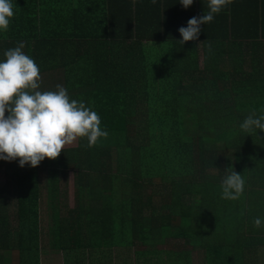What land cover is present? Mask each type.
<instances>
[{
	"label": "trees",
	"instance_id": "trees-1",
	"mask_svg": "<svg viewBox=\"0 0 264 264\" xmlns=\"http://www.w3.org/2000/svg\"><path fill=\"white\" fill-rule=\"evenodd\" d=\"M12 3L15 15L0 31V61L23 42L40 75L49 76L39 90L60 84L73 91L70 99L96 111L108 137L93 147L80 138L36 167L0 160L8 175L0 187V248L9 244L4 193L13 184L19 231L18 252L10 256L39 264L40 172L54 181L71 171L74 206L64 213L52 206L49 225L51 243L63 251L114 248L120 260V252L129 257L134 249L138 258L163 256L164 264H189L194 250H203L205 264L262 257L264 227L253 221L264 220V131L240 128L249 114H264L258 22L220 13L182 45L178 29L204 14L199 0L188 8L179 0ZM228 166L245 180L237 200L221 198ZM158 184L162 200L155 203ZM156 245L163 249L148 250Z\"/></svg>",
	"mask_w": 264,
	"mask_h": 264
},
{
	"label": "clouds",
	"instance_id": "clouds-1",
	"mask_svg": "<svg viewBox=\"0 0 264 264\" xmlns=\"http://www.w3.org/2000/svg\"><path fill=\"white\" fill-rule=\"evenodd\" d=\"M153 4L156 0H151ZM184 8L194 0H179ZM232 3V0H208V11L187 21L178 31L179 42L197 40L201 25L211 23L214 15ZM12 0H0V31H7L14 17ZM24 43L4 52L0 61V160L19 161L38 166L45 158L56 159L66 145L86 138L87 147L95 146L108 132L101 128V117L83 101L70 99L67 89L56 85L55 91H41L40 69L23 51ZM7 113V115H6ZM248 134L264 131V114H249L240 124ZM221 181V198L237 200L243 194L245 180L234 167L228 166ZM254 227H264V220L254 218Z\"/></svg>",
	"mask_w": 264,
	"mask_h": 264
},
{
	"label": "crops",
	"instance_id": "crops-1",
	"mask_svg": "<svg viewBox=\"0 0 264 264\" xmlns=\"http://www.w3.org/2000/svg\"><path fill=\"white\" fill-rule=\"evenodd\" d=\"M201 2V11L202 13L207 12L209 9L207 7L208 0H199ZM199 6V3H198ZM232 12V13H230ZM220 13H230V14H237L238 19H245L246 22L250 23H257L259 28H262L261 32V38L259 39V43H261V47L264 50V0H232V3L223 8L218 14ZM218 14H215L214 17L216 19L221 18V16H218ZM256 16L258 19H256ZM253 25L250 24L249 30ZM260 32V31H259ZM202 62V57L200 54V65ZM47 74H42V82L44 84H47V80L45 79L46 77H49ZM48 87V86H47ZM56 90V88H53ZM68 94L71 96L73 94V91H68ZM3 172V169L1 170ZM71 172V171H69ZM73 175V172H71ZM61 175V174H60ZM60 175L57 176V179L54 181L52 180L51 176L48 175L46 172H40V179L38 183V190L40 192V197L38 199L39 205H38V210L40 209L39 213V231H40V237H39V243L37 247H35L36 252L40 255V261L39 264H149V260H144L139 263L138 260H134V256L136 257V251L134 249H131L129 251V257L125 255L124 252H120L119 259L117 260L114 255L118 254L116 249L114 248H98V250H93L96 253H104L107 256L104 258L98 257V261H87L85 263H75L72 260L69 261L67 260L68 256H66L67 252L71 253H77L81 250H85L86 248H76L78 250H74V247H70V250H67V248L63 251L57 247V245H54L51 243V238H50V232H49V225L51 224V208L52 206H59V208L62 210H66V208H73L74 202H75V193L73 191L75 190L74 186V177L72 178L71 186L66 187L65 184L62 183ZM74 176V175H73ZM0 187L5 186L6 181H5V176L1 179ZM14 187L15 185L11 184L9 188L11 189V192L9 194H5L6 196V202H5V210H7V215L8 217H13L12 215H15V219L17 220V203H16V195L14 193ZM69 188H71V193L69 195ZM7 193V192H6ZM69 199H71L72 205L68 206ZM83 199H86L83 197ZM73 201V202H72ZM86 201V200H83ZM67 205V206H66ZM66 208H65V207ZM46 213L47 216H45ZM7 217V218H8ZM15 221V220H14ZM14 221H10V219H7V222L5 224V228L9 230V244H3L2 247L0 248V264H23L24 259L19 262L17 261L16 263L14 262L13 257L10 256V254H13V252H18V248L15 245V236L17 235L18 227L19 225H14ZM42 236H48L47 243L41 244V239ZM73 248V251L72 249ZM17 249V250H15ZM90 250V249H89ZM55 251L60 252V254H63V260L60 262L56 263H47L44 262V259H42V255H52L55 254ZM91 251V250H90ZM105 251V252H104ZM9 254V255H8ZM7 255V256H6ZM72 256V254H71ZM69 256V257H71ZM17 260V259H16ZM68 261V262H63V261ZM8 261V262H7ZM152 264H158L157 262L151 261ZM164 264V263H162ZM189 264H205V263H189ZM243 264H249V263H243ZM259 264V263H258ZM264 264V263H261Z\"/></svg>",
	"mask_w": 264,
	"mask_h": 264
},
{
	"label": "rangeland",
	"instance_id": "rangeland-1",
	"mask_svg": "<svg viewBox=\"0 0 264 264\" xmlns=\"http://www.w3.org/2000/svg\"><path fill=\"white\" fill-rule=\"evenodd\" d=\"M78 143V140L75 141L73 144L71 145H66L64 148H68V147H73V146H76V144ZM3 176H5V181H7V178H8V175H6L5 173H3L2 171H0V183H1V179L3 178ZM61 177V181L63 184L66 185V187H70L71 186V182H72V178L73 175L71 172H66L64 175L61 174L60 175ZM150 186H146L144 185L143 187V194L144 196L147 195V191L150 190L149 188ZM161 188V185L158 184V185H155V187L152 188V190L154 191V193H152L151 195V199L153 202L155 203H158L159 201L162 200V191L160 193H158V191H160L159 189ZM151 190V191H152ZM71 188H69V195L71 193ZM74 193V191H73ZM73 202V201H72ZM72 205L71 203V199H69V203H68V206ZM67 206V205H66ZM66 210L62 209L61 210V213H64ZM39 212H40V209H39ZM42 214H45L46 213H42ZM13 217H8L10 219V221H14V225H18V220L15 219V215H12ZM19 231V230H18ZM47 240H48V236H42V239H41V244H45L47 243ZM163 249L162 245H156V247H152V248H148V250L152 251V250H161ZM259 250L263 253V256L260 257L257 255V259L256 257H254V255L250 256L249 258H253V261H247L246 263H249V264H261V263H264V248H259ZM203 250L199 251V250H194L193 252H190V255H189V263H198V262H201L203 263L201 260H202V256H203ZM200 254V257L199 255ZM42 259H44V262H47V263H56L57 261L60 262L61 260H63V254H60V252H56L55 251V254H52V255H46V256H43L41 257ZM98 259V254L93 252V251H90V250H82V251H79L77 253H72V257H68L67 260L69 261H73L75 263H78V262H81V263H85L87 261H95ZM149 260V264H152L151 261H154V262H157L158 264H162L164 261L163 260H166L163 256H159L158 255V258L157 260H155V257L152 255V254H149L147 257H141V258H138L137 256L135 257L134 256V260H138L139 263H141V261H144V260ZM63 261L64 263L65 262H68V261ZM256 260V261H255ZM8 262V261H7ZM11 264V263H10ZM25 264V263H23Z\"/></svg>",
	"mask_w": 264,
	"mask_h": 264
}]
</instances>
